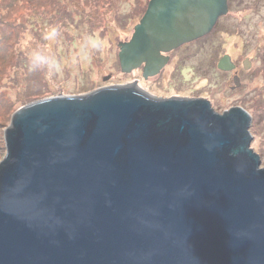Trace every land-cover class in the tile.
Returning <instances> with one entry per match:
<instances>
[{
    "label": "water",
    "instance_id": "95a60500",
    "mask_svg": "<svg viewBox=\"0 0 264 264\" xmlns=\"http://www.w3.org/2000/svg\"><path fill=\"white\" fill-rule=\"evenodd\" d=\"M227 12V0H149L117 43L121 71L156 75ZM53 95L17 107L3 132L0 264H264V166L246 109L135 80Z\"/></svg>",
    "mask_w": 264,
    "mask_h": 264
},
{
    "label": "rangeland",
    "instance_id": "374dc122",
    "mask_svg": "<svg viewBox=\"0 0 264 264\" xmlns=\"http://www.w3.org/2000/svg\"><path fill=\"white\" fill-rule=\"evenodd\" d=\"M146 1L78 0L71 5L70 0H35L42 4L38 8L46 9L33 17L39 22L36 27L26 18L24 6L0 21L2 141L11 115L25 102L50 94H86L136 80L140 89L154 96L203 97L218 112L234 105L243 107L251 116V147L260 154L264 150V113L259 112L264 105V72L254 73L264 69V0H227L228 12L218 18L212 32L172 50L167 66L149 80L141 70L121 71L117 44L131 37ZM15 22L20 27L10 28ZM224 54L243 71L240 88H230L232 75L216 67ZM245 58L250 62L248 68L243 66Z\"/></svg>",
    "mask_w": 264,
    "mask_h": 264
},
{
    "label": "trees",
    "instance_id": "16d2710c",
    "mask_svg": "<svg viewBox=\"0 0 264 264\" xmlns=\"http://www.w3.org/2000/svg\"><path fill=\"white\" fill-rule=\"evenodd\" d=\"M21 1L22 0H20V1L19 0H0V21H4V19L5 18H8V15H10L14 10H17L18 11L20 9L19 7H23L24 6L25 7L24 10L27 12V17L26 18L27 19L28 18L31 19V21H32L31 24L33 23V28L36 27L35 26V23H38V25H39V22L37 20H34L33 17L35 15L42 14V12H38L39 10L46 12V9L45 8H43V9L38 8L37 5L38 4L42 5V4H41V2H39L38 4H35L34 3L35 0H26L25 5H23V4L21 5V3H20ZM75 1H78V0H70L69 4L74 5V2ZM44 4H46V1L44 2ZM64 4H67V3H64ZM64 4H62L60 6H65ZM146 4H147V1H146V3H144V6H146ZM60 14H61V10H60ZM40 25L43 26V24H40ZM19 27H20V23H17V22H15L14 24H12L10 26V28H19ZM214 27H213V29H214ZM33 30H36V29H33ZM212 30L209 33H207L206 35L200 37V39L203 38V37H205V36H207V35H209L212 32ZM198 40H199V38H198ZM172 52H174V51H172ZM262 72H264V69L261 70V71L259 70L258 72L254 73V75L257 76V75L261 74ZM255 109H256V107L254 106L253 107V110H255ZM259 112L264 113V105L260 108ZM263 117H264V114H263ZM7 118H9V117H7ZM6 121H7V119H6ZM252 131L253 132H256V128L254 127ZM1 137H2V131L0 132V139H1ZM253 142H255V141H253ZM256 145L259 147V144L258 143H256ZM4 146H5L4 145V141H2V139H1V143H0V155L4 153ZM260 150L262 152H260L259 155L262 157L263 162H264V150L263 149H260ZM0 158H1V156H0Z\"/></svg>",
    "mask_w": 264,
    "mask_h": 264
},
{
    "label": "flooded vegetation",
    "instance_id": "af4514ba",
    "mask_svg": "<svg viewBox=\"0 0 264 264\" xmlns=\"http://www.w3.org/2000/svg\"><path fill=\"white\" fill-rule=\"evenodd\" d=\"M257 1V0H256ZM228 2V1H227ZM229 4V3H228ZM228 9H229V5H228ZM171 53H172V51H170V52H167L166 54L167 55H169V59H170V56H171ZM169 61V60H168ZM234 62V64H235V67L233 68V69H231V70H229V71H226V70H222V71H224V72H228V73H230V75H232V84L231 85H229L230 86V88H240L241 86H242V81L240 80V77H241V74L243 73V71L241 70V68H240V66L238 65V63L236 62V61H233ZM167 66V63L164 65V67L162 68V69H164L165 67ZM216 67H217V63H216ZM162 69L160 70V72L162 71ZM137 70H141V74H142V66H140L139 68H137V69H134V70H132L131 72H135V71H137ZM220 71H221V69H220ZM248 71V70H247ZM158 74V73H157ZM156 74V75H157ZM156 75H153V77L154 76H156ZM236 76H238L239 77V82H238V85H235V82H234V79H235V77ZM150 77L152 78V76H149V77H147V78H144L145 80H149L150 79ZM136 81V80H135ZM143 86V85H142ZM143 89H147V88H145L144 86H143ZM145 91V90H144ZM147 93H149L148 91H147ZM174 96V95H173Z\"/></svg>",
    "mask_w": 264,
    "mask_h": 264
},
{
    "label": "bare ground",
    "instance_id": "6f19581e",
    "mask_svg": "<svg viewBox=\"0 0 264 264\" xmlns=\"http://www.w3.org/2000/svg\"><path fill=\"white\" fill-rule=\"evenodd\" d=\"M146 92V91H145Z\"/></svg>",
    "mask_w": 264,
    "mask_h": 264
}]
</instances>
